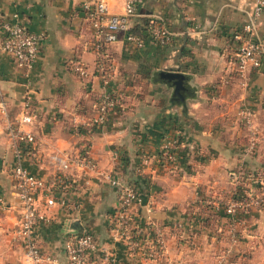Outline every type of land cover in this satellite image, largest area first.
Here are the masks:
<instances>
[{
	"label": "crops",
	"instance_id": "1",
	"mask_svg": "<svg viewBox=\"0 0 264 264\" xmlns=\"http://www.w3.org/2000/svg\"><path fill=\"white\" fill-rule=\"evenodd\" d=\"M97 1L0 0V44L3 25L15 22L41 37L28 79L0 50V96L6 101L7 119L14 121L25 103L36 115L34 124L24 127L35 139L22 157L24 168L49 179L55 173L48 157L62 152H87L95 163L93 171H71L76 187L68 201L74 211L47 209L50 220L36 227L35 244L53 264H63L64 239L86 230L121 264H217L233 228L237 244L222 264H264V207L239 214L235 224L220 214L206 221L203 209L205 201L213 211L214 204L227 197L238 173L264 176V66L244 80L232 75L223 82L233 53L229 41L246 22L251 0H141L128 28L159 23L170 34L169 42L161 47L144 37L137 49L119 33L115 43L105 46L108 89L121 92V106L103 127L90 128L85 123L104 86L92 74L93 32L82 7ZM102 1L108 15L122 13L124 0ZM258 31L264 35V12ZM74 60L87 69L86 79L71 72ZM161 73L180 75L181 89L170 86ZM244 110L251 113L257 130L250 155L242 152L248 144L240 118ZM165 139L179 142L172 171L156 161ZM190 149L195 155L188 157ZM143 157L149 160L146 166ZM14 161L0 117V199L7 203L0 210V264H24L9 176ZM110 171L142 196V205L131 213L134 230L146 234L134 255L109 238L116 198L102 175ZM38 200L41 206L43 199ZM144 220L151 221L162 242L158 262L144 259L157 240Z\"/></svg>",
	"mask_w": 264,
	"mask_h": 264
},
{
	"label": "built area",
	"instance_id": "2",
	"mask_svg": "<svg viewBox=\"0 0 264 264\" xmlns=\"http://www.w3.org/2000/svg\"><path fill=\"white\" fill-rule=\"evenodd\" d=\"M141 0H124L122 13L119 15H108L107 6L104 1L99 0L93 4H85L82 7L90 28L93 32V44L91 51L97 55L101 47L113 44L117 41L119 33L124 34V40L140 49L143 39L128 33V22L135 15L141 5ZM264 12V0H251V7L245 12L246 22L239 32L232 34L233 41L242 42V46L230 55V69L224 76V83L233 75L244 80L246 75L257 72L264 66V35L258 31V21ZM15 18V16H13ZM149 24L147 37L156 45L164 47L168 44L170 34L159 23L152 21ZM4 39L0 44V50L10 55L16 69L23 73L28 79L33 68L37 49L41 37L38 34L28 32L17 22L3 25ZM70 70L79 79L89 76L87 69L80 62H71ZM109 67L105 63L95 62L93 75H97L104 89L98 95L94 103L92 117L85 124L90 128L103 127L121 105V92L108 89V78L105 76ZM241 122L248 134V144L242 149L243 154L250 155L255 149L256 128L252 122L249 111L240 112ZM0 117L3 119V132L6 135L9 147L14 156V163L10 167L11 192L16 200L18 218L15 236L18 245L22 249L24 264H53V259L42 253L34 242V231L40 223H47L50 218L46 214L49 208H55L64 213L74 211L69 204L68 195L75 189L76 183L71 171H93L94 161L87 152L83 155L68 153H53L48 157L49 165L54 169L55 175L49 179H41L28 172L22 164V157L35 145V139L31 132L25 131L24 127L34 124L36 115L29 110L25 103L18 111L14 121L7 119L6 101L0 96ZM79 129V128H78ZM179 142L177 139H165L157 154V164L168 171L175 169V162ZM187 156L195 155L194 151L186 152ZM143 165H148L149 160L145 157L141 160ZM248 173V172H247ZM242 173L234 178L235 182ZM105 183L114 190L116 205L110 216L109 238L112 245L123 244L128 253L134 255L139 249L140 237L146 232L141 229L134 230V218L132 209L142 205V196L130 183L120 178L119 174L110 171L102 175ZM243 191L244 199H232L226 197L214 204L213 212L220 214L230 220L232 224L237 222L239 214L261 210L264 195V181L262 179H247ZM42 198L39 205L38 198ZM7 203L0 199V210H4ZM149 214V209L145 210ZM145 221V227L151 228L152 239L157 236V231L151 221ZM232 227V226H231ZM228 246L223 254L217 259V264H222L225 257L232 252V247L237 244V235L233 228L229 229ZM65 260L63 264H121L113 252L100 244L95 236L86 231L70 233L62 243ZM163 249L162 242L157 236L155 246L149 248L144 259L148 262H158ZM8 264V263H6Z\"/></svg>",
	"mask_w": 264,
	"mask_h": 264
},
{
	"label": "trees",
	"instance_id": "3",
	"mask_svg": "<svg viewBox=\"0 0 264 264\" xmlns=\"http://www.w3.org/2000/svg\"><path fill=\"white\" fill-rule=\"evenodd\" d=\"M88 24L90 25V22L87 21ZM149 30V24L148 23H142V24H138V25H135L131 28H128V33L130 35H134L136 37H139V38H144V37H147L148 35V31ZM229 44H230V50L235 53L238 48H240L242 46V42L240 41H233L232 39L229 41ZM105 47H101L99 49V52L97 55H95V62H98V63H105V60H104V53H105ZM73 62H77V60H74ZM106 76V75H105ZM92 110L94 111V106L92 108ZM250 178H259V179H262L264 180V176L262 177L259 173L257 172H253V173H245L243 172L239 178L233 182L232 184V188L231 190L228 192L227 196L232 198V199H238L239 201L241 199H244L245 196L243 195V191H246V189L244 188L245 187V184H246V181L247 179H250ZM263 195H264V188L261 190ZM264 207V199H263V204L261 206L260 209H262ZM211 208H212V205L210 202L208 201H205L204 202V205H203V209L206 211L207 215L205 216V220H210V221H213V217L214 215H218V213H215L213 211H211Z\"/></svg>",
	"mask_w": 264,
	"mask_h": 264
},
{
	"label": "water",
	"instance_id": "4",
	"mask_svg": "<svg viewBox=\"0 0 264 264\" xmlns=\"http://www.w3.org/2000/svg\"><path fill=\"white\" fill-rule=\"evenodd\" d=\"M161 75V77H163L170 86L172 87H176L177 89H181L180 88V80H182V77L178 74H173V73H161L159 74Z\"/></svg>",
	"mask_w": 264,
	"mask_h": 264
}]
</instances>
